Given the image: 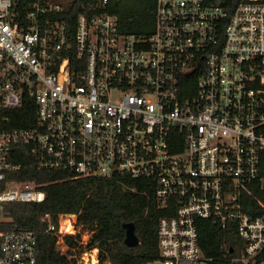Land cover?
<instances>
[{
    "label": "built area",
    "instance_id": "1",
    "mask_svg": "<svg viewBox=\"0 0 264 264\" xmlns=\"http://www.w3.org/2000/svg\"><path fill=\"white\" fill-rule=\"evenodd\" d=\"M70 1H36L22 13L0 0V264H38L35 231L1 224L7 204L44 202L53 182L8 178L21 169L11 159L18 143L40 168L72 178L149 179L167 211L162 264L205 261L201 219L234 225L244 242L236 264H257L264 213L246 212L241 197L264 160V0H155L149 33L124 31L109 0L81 5L69 32L50 14ZM26 106L31 127H1L2 110ZM43 221L61 252L67 235L83 248L71 254L78 263L111 264L87 248L93 231L76 213Z\"/></svg>",
    "mask_w": 264,
    "mask_h": 264
},
{
    "label": "trees",
    "instance_id": "2",
    "mask_svg": "<svg viewBox=\"0 0 264 264\" xmlns=\"http://www.w3.org/2000/svg\"><path fill=\"white\" fill-rule=\"evenodd\" d=\"M17 9L25 13L27 5L36 1L16 0ZM88 0H71L61 12L53 15L67 21L69 32L75 30L77 15L84 10ZM233 4L239 0H230ZM155 0H109L106 10L119 16L121 27L127 32L149 33L154 27ZM231 8V7H230ZM52 16V14H50ZM8 119L1 121L4 129L28 128L35 122L33 108L4 109ZM20 164L19 172L8 175L10 179L31 180L47 183L44 202H11L5 206V216L10 221L1 224L4 229H33L36 234L38 264H81L71 254L79 249L72 236L66 241L70 248L61 252L57 245V235L47 229L43 221L46 213L52 222L58 223L61 213H76L78 223L92 230L88 249L98 248L101 262L111 264H149L160 260L158 248V222L166 214L155 197V187L147 178L113 177L72 178L65 169H43L31 147L18 143L11 157ZM260 178L244 190L241 197L243 209L253 215L264 213V160ZM134 223L139 244L125 243V223ZM199 245L203 259L210 264H236L244 248L234 225L222 228L212 219L199 220ZM73 247L75 250H73ZM82 251V250H81ZM264 261V251L257 264Z\"/></svg>",
    "mask_w": 264,
    "mask_h": 264
},
{
    "label": "water",
    "instance_id": "3",
    "mask_svg": "<svg viewBox=\"0 0 264 264\" xmlns=\"http://www.w3.org/2000/svg\"><path fill=\"white\" fill-rule=\"evenodd\" d=\"M124 227L126 229L125 243L130 247L139 244V237L136 234V227L134 223H125Z\"/></svg>",
    "mask_w": 264,
    "mask_h": 264
},
{
    "label": "rangeland",
    "instance_id": "4",
    "mask_svg": "<svg viewBox=\"0 0 264 264\" xmlns=\"http://www.w3.org/2000/svg\"><path fill=\"white\" fill-rule=\"evenodd\" d=\"M263 183H264V180H263ZM98 252H99V249H98ZM79 253H81V252H79ZM149 264H162V262L158 261V262L149 263ZM200 264H210V263H208L207 261H202Z\"/></svg>",
    "mask_w": 264,
    "mask_h": 264
},
{
    "label": "bare ground",
    "instance_id": "5",
    "mask_svg": "<svg viewBox=\"0 0 264 264\" xmlns=\"http://www.w3.org/2000/svg\"><path fill=\"white\" fill-rule=\"evenodd\" d=\"M53 16V15H52ZM54 16H56V15H54ZM94 178V177H93ZM97 178V177H96ZM113 178V177H112ZM103 179V178H102ZM244 243V242H243Z\"/></svg>",
    "mask_w": 264,
    "mask_h": 264
}]
</instances>
